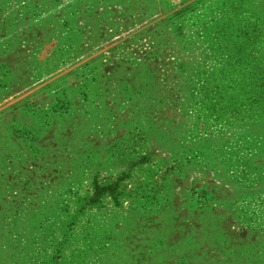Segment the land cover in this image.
I'll return each mask as SVG.
<instances>
[{"label": "rangeland", "instance_id": "374dc122", "mask_svg": "<svg viewBox=\"0 0 264 264\" xmlns=\"http://www.w3.org/2000/svg\"><path fill=\"white\" fill-rule=\"evenodd\" d=\"M0 264H264V0H0Z\"/></svg>", "mask_w": 264, "mask_h": 264}]
</instances>
